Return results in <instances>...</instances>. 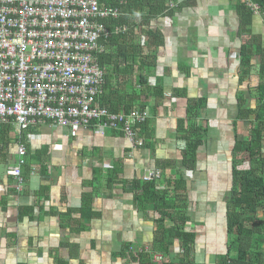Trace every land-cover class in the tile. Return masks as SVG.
<instances>
[{"label": "crops", "instance_id": "crops-1", "mask_svg": "<svg viewBox=\"0 0 264 264\" xmlns=\"http://www.w3.org/2000/svg\"><path fill=\"white\" fill-rule=\"evenodd\" d=\"M229 7L225 0H200L196 8L154 22L165 46L150 85L160 82L166 98L155 112H149L155 105L152 98L145 109L154 127L149 145L138 137L133 148L126 137L114 133L81 130L72 137L66 129L49 125L32 128L25 137L29 157L42 154L32 161L23 185L16 187L8 174L18 158V135L11 127L9 145L0 150V264H130L120 257L126 241L149 248L154 215L139 210L120 184L110 187L106 175L119 163L126 180L143 179L148 170H160L166 179L178 177L177 168L162 166L178 165L185 147L174 137L187 106L186 99L170 97L177 88L186 89L189 97L209 99L203 122L207 141L198 149L196 168L181 167L180 173L191 218L187 229L198 235L196 261L216 264L217 256L227 251L225 208L235 139L247 140L253 121L252 116L243 119L241 111L256 107L258 86L264 83L257 56L248 75L241 74L242 40ZM249 30L264 49L260 15H254ZM83 194L93 195L92 212L98 215L88 224L74 212L81 208Z\"/></svg>", "mask_w": 264, "mask_h": 264}, {"label": "trees", "instance_id": "trees-1", "mask_svg": "<svg viewBox=\"0 0 264 264\" xmlns=\"http://www.w3.org/2000/svg\"><path fill=\"white\" fill-rule=\"evenodd\" d=\"M225 1L238 19V37L242 40L239 49L241 74L248 75L252 58L257 56L260 61L259 71L264 77V49L260 38L249 30L255 14L260 15L264 23V0ZM198 2L200 0H99L103 8L118 9L121 14L116 19L103 21L109 36L101 40L104 50L98 54L105 73V85L99 97L101 107L115 114H128L137 107L141 110L148 109L152 98L155 105L149 108V112H155L166 94L160 82L155 86L150 85V78L154 76L159 64L160 49L165 46L164 35L154 22L175 16L183 9L196 8ZM258 91L256 107L241 111L243 119L252 116L253 121L249 126V138L235 139L232 182L226 194L227 251L217 256L216 264H264V83L258 86ZM170 97L184 98L187 101L186 114L184 118L177 120L174 136L177 141L185 143L181 151L182 158L178 165H162L165 169L177 168L178 177L166 179V175L162 174L158 180H126L119 163L114 164L106 175L110 187L120 184L125 192L133 196L139 210L151 211L154 215L152 218L155 230L149 248L139 247L131 241H126L122 247L120 257L130 264H205L198 263L195 258L197 233L187 229L191 218L186 205V182L180 168L189 171L196 168L198 149L208 137V127L203 122L207 121L209 99L206 96L189 97L186 89L179 88L174 89ZM151 118L152 115L149 114L145 122L138 123L135 127L137 138L143 139L148 145L149 135L152 137L154 133ZM30 130L23 131L20 139L26 146L25 137ZM10 131V125L0 128V150L9 145ZM107 133L124 136L120 131ZM26 150L21 169L23 182L32 172V161L42 154L39 151L29 157L31 152L27 147ZM241 163L247 165L241 167ZM162 179L167 187H162ZM16 184L19 187L17 182ZM93 198L92 194H83L81 208L74 211L80 213L86 224L98 216L92 212ZM87 213L88 216H85ZM81 225L84 224H79L78 228ZM156 253L162 257L159 263L154 260Z\"/></svg>", "mask_w": 264, "mask_h": 264}, {"label": "built area", "instance_id": "built-area-1", "mask_svg": "<svg viewBox=\"0 0 264 264\" xmlns=\"http://www.w3.org/2000/svg\"><path fill=\"white\" fill-rule=\"evenodd\" d=\"M120 15L99 0H0V128L10 125L18 135V158L8 174L19 186L25 130L49 125L72 137L81 130L120 131L133 148L138 144L135 127L149 112L115 114L99 104L105 73L98 54L109 36L103 21ZM161 177L160 170H148L143 179Z\"/></svg>", "mask_w": 264, "mask_h": 264}, {"label": "rangeland", "instance_id": "rangeland-1", "mask_svg": "<svg viewBox=\"0 0 264 264\" xmlns=\"http://www.w3.org/2000/svg\"><path fill=\"white\" fill-rule=\"evenodd\" d=\"M246 165H247V164H243V163H241V167H245ZM190 227H191V226H189V225L187 226L188 229H191ZM146 249H148V248H146ZM160 262H161V261H160ZM157 263H159V262H157Z\"/></svg>", "mask_w": 264, "mask_h": 264}]
</instances>
